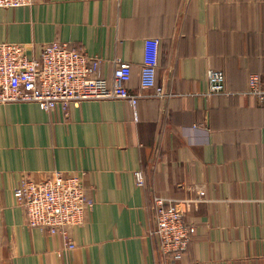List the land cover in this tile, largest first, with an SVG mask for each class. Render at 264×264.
Masks as SVG:
<instances>
[{
	"label": "crops",
	"instance_id": "0c3cea01",
	"mask_svg": "<svg viewBox=\"0 0 264 264\" xmlns=\"http://www.w3.org/2000/svg\"><path fill=\"white\" fill-rule=\"evenodd\" d=\"M158 38L156 89L141 90L145 41ZM54 40L101 58L110 79L132 66L124 99L45 111L0 102V264H264V0H41L0 7V42L39 58ZM225 73L210 93L208 73ZM80 173L95 200L86 222L61 233L26 225L14 196L25 176ZM140 170L145 185L137 184ZM175 200L197 231L181 260L160 251L154 198Z\"/></svg>",
	"mask_w": 264,
	"mask_h": 264
},
{
	"label": "built area",
	"instance_id": "2783aa9c",
	"mask_svg": "<svg viewBox=\"0 0 264 264\" xmlns=\"http://www.w3.org/2000/svg\"><path fill=\"white\" fill-rule=\"evenodd\" d=\"M41 0H0V7L33 6ZM158 38L145 41V58L140 75L141 90L156 89L155 95H164L157 81L159 61ZM39 58L32 57L25 45L0 42V102H35L43 110L61 107L65 112L72 104L88 100L124 99L134 109L142 92L132 93L129 83L132 66L119 58L110 79L100 75L101 58L83 51L71 43L54 40L46 44ZM210 93L226 88L225 73L210 69ZM248 92L264 102V76L248 75ZM264 134V129H263ZM137 184L145 185L143 173L135 174ZM14 196L27 213L26 225L47 232L61 233L67 248L73 249L71 229L86 222L96 200L88 196L82 174L52 172L42 180L25 176L16 186ZM155 228L161 253L170 260H181L197 231L196 225L186 221L175 200L163 194L154 198Z\"/></svg>",
	"mask_w": 264,
	"mask_h": 264
}]
</instances>
